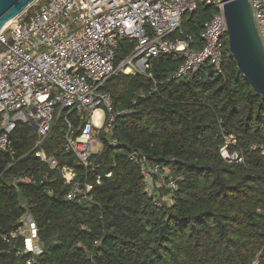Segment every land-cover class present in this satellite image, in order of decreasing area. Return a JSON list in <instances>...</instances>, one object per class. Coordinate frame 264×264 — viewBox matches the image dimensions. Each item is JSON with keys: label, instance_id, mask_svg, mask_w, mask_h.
Listing matches in <instances>:
<instances>
[{"label": "trees", "instance_id": "16d2710c", "mask_svg": "<svg viewBox=\"0 0 264 264\" xmlns=\"http://www.w3.org/2000/svg\"><path fill=\"white\" fill-rule=\"evenodd\" d=\"M217 12L199 2L183 17L195 48ZM222 42L223 74L207 62L177 78L183 58L160 55L146 73L113 75L103 89L116 112H132L97 131L103 147L87 168L65 149L67 120L80 132L77 113L56 118L43 147L93 186L91 201L65 198L71 185L33 151L35 127L18 123L13 153L0 151V264H264V95L239 71L228 34ZM134 48L123 40L114 66ZM230 135L237 141L230 151L238 149L244 162L223 158ZM133 152L166 168L176 190L159 187L156 178L152 187ZM23 176L28 180L16 182ZM25 213L38 226V255L23 252L26 237L18 231ZM12 232L9 243L4 237Z\"/></svg>", "mask_w": 264, "mask_h": 264}, {"label": "built area", "instance_id": "2783aa9c", "mask_svg": "<svg viewBox=\"0 0 264 264\" xmlns=\"http://www.w3.org/2000/svg\"><path fill=\"white\" fill-rule=\"evenodd\" d=\"M248 1L264 50V0ZM199 2L215 5L218 12L203 24L202 46L195 48L183 31L182 19L194 13ZM227 34L221 0H35L0 30V151L13 153L11 135L18 123L34 126L38 139L33 151L49 167L58 168L71 185L65 198L71 202L91 201L93 186L82 184L75 168L59 167L56 156L43 147L56 118L64 111L66 120L69 113H77L80 132L75 134L68 119L65 149L87 168L92 164L94 148L102 145L96 131L132 112H116L111 95L103 89L113 75L146 73L152 60L160 55L183 58L177 78L192 76L207 62L223 74L222 41ZM126 39L132 40L135 48L115 67L116 51ZM98 110L102 111L100 125L95 117ZM224 139L223 158L244 162L238 149L230 151L237 146L235 137ZM112 143L115 145L117 139ZM259 148L264 154V148ZM130 158L152 187L156 178L159 187L176 190V180L167 181V169L159 163L139 152L131 153ZM19 180L28 179L16 178V182ZM147 190L151 192L152 188ZM21 223L18 233L26 237L23 252L42 253L34 219L25 213ZM15 235L12 232L4 240L10 243Z\"/></svg>", "mask_w": 264, "mask_h": 264}, {"label": "water", "instance_id": "95a60500", "mask_svg": "<svg viewBox=\"0 0 264 264\" xmlns=\"http://www.w3.org/2000/svg\"><path fill=\"white\" fill-rule=\"evenodd\" d=\"M35 0H0V30ZM227 21L229 48L252 89L264 95V50L248 0H221Z\"/></svg>", "mask_w": 264, "mask_h": 264}, {"label": "rangeland", "instance_id": "374dc122", "mask_svg": "<svg viewBox=\"0 0 264 264\" xmlns=\"http://www.w3.org/2000/svg\"><path fill=\"white\" fill-rule=\"evenodd\" d=\"M101 118H102V114H101V116L99 117V119L101 120ZM96 132H97V131H96ZM101 148H102V145H101V144H99V146H98V147L94 148V151H95V152H98V151H100V150H101Z\"/></svg>", "mask_w": 264, "mask_h": 264}, {"label": "bare ground", "instance_id": "6f19581e", "mask_svg": "<svg viewBox=\"0 0 264 264\" xmlns=\"http://www.w3.org/2000/svg\"><path fill=\"white\" fill-rule=\"evenodd\" d=\"M101 111L100 110H98L97 112H96V121H98L99 122V117L101 116Z\"/></svg>", "mask_w": 264, "mask_h": 264}, {"label": "crops", "instance_id": "0c3cea01", "mask_svg": "<svg viewBox=\"0 0 264 264\" xmlns=\"http://www.w3.org/2000/svg\"><path fill=\"white\" fill-rule=\"evenodd\" d=\"M101 113H102V111H101ZM96 123L98 124V125H100L101 124V120L99 119V122L98 121H96ZM99 146V145H98ZM98 146H96V147H98ZM95 147V148H96ZM102 149V148H101Z\"/></svg>", "mask_w": 264, "mask_h": 264}]
</instances>
